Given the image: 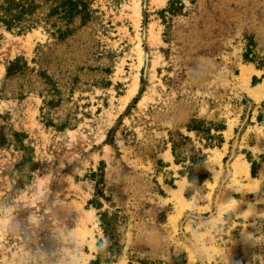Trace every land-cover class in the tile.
<instances>
[{
	"label": "rangeland",
	"instance_id": "374dc122",
	"mask_svg": "<svg viewBox=\"0 0 264 264\" xmlns=\"http://www.w3.org/2000/svg\"><path fill=\"white\" fill-rule=\"evenodd\" d=\"M34 3L0 22V264H264V0Z\"/></svg>",
	"mask_w": 264,
	"mask_h": 264
},
{
	"label": "trees",
	"instance_id": "16d2710c",
	"mask_svg": "<svg viewBox=\"0 0 264 264\" xmlns=\"http://www.w3.org/2000/svg\"><path fill=\"white\" fill-rule=\"evenodd\" d=\"M34 2H64L62 4V12L65 16H71L73 14L79 13L77 8L72 2H88V0H0V22L8 29L14 30L18 29L20 32L28 31L29 29L33 28L39 22L33 21V16L36 14V10L39 9L40 6L35 5ZM60 8V6H58ZM34 23V24H33ZM65 28L59 27L56 30V34L60 39H65L68 34L72 30H70V26L72 25V21H68L64 23ZM53 28H56V24L52 25ZM27 64L24 62L23 59H17L14 62L10 63L7 68V78H14L16 76L24 75L27 71ZM193 131H197L193 129ZM16 138H19V134H15ZM188 140V139H187ZM6 138L3 134H0V147L6 145ZM20 150L23 152L30 151L29 148H26L22 142L20 144ZM173 151L177 158V146L173 144ZM33 163L34 162L27 158L26 161L24 159L23 163ZM23 166V165H22ZM201 170H204L205 167L200 166ZM190 173L188 174L189 183L192 186H199L203 183L205 179V174L203 176L198 177L195 175L194 166L190 167ZM101 209V208H98ZM100 222H101V229L105 237L115 235L117 233V226H116V218L115 216L109 217L107 212H103L99 214ZM113 244H111L112 246ZM102 252L100 251L99 255L101 256Z\"/></svg>",
	"mask_w": 264,
	"mask_h": 264
},
{
	"label": "bare ground",
	"instance_id": "6f19581e",
	"mask_svg": "<svg viewBox=\"0 0 264 264\" xmlns=\"http://www.w3.org/2000/svg\"><path fill=\"white\" fill-rule=\"evenodd\" d=\"M251 74H252V71H248V70L244 69L242 76H243V78L248 79V78L250 77ZM249 79H250V78H249ZM181 189H182V187H181ZM181 194H182V193H181ZM175 197H177V193L175 194ZM178 198H179V197H178ZM179 200H180L179 203H183L182 199L179 198ZM91 220H92V218L89 220V222H90ZM91 234H92V233H89V235H91ZM90 247H91V249H92L93 251L96 249V248H95V245H94V241H91V242H90ZM190 264H192V262H191Z\"/></svg>",
	"mask_w": 264,
	"mask_h": 264
}]
</instances>
